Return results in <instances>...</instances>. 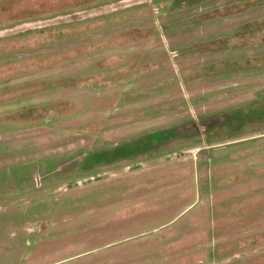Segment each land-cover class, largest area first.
I'll use <instances>...</instances> for the list:
<instances>
[{
  "label": "rangeland",
  "instance_id": "obj_1",
  "mask_svg": "<svg viewBox=\"0 0 264 264\" xmlns=\"http://www.w3.org/2000/svg\"><path fill=\"white\" fill-rule=\"evenodd\" d=\"M263 5L0 4V264H264Z\"/></svg>",
  "mask_w": 264,
  "mask_h": 264
},
{
  "label": "trees",
  "instance_id": "obj_2",
  "mask_svg": "<svg viewBox=\"0 0 264 264\" xmlns=\"http://www.w3.org/2000/svg\"><path fill=\"white\" fill-rule=\"evenodd\" d=\"M15 2H18V0H11V1L10 0H5V1L1 2L0 4H7V3L15 4ZM263 7H264V5H263ZM57 10L59 11L58 8H55L53 10L51 8L40 9V11L39 10L38 11L26 10L25 12H22L20 14L17 13L15 15H13V12H16V7H12V8L7 9V10L3 9L2 7H0V14L8 12L9 13L8 15H10L9 18H5L4 16H0V26H3V24L5 22H7V21H18V20L24 19V18L25 19H30V18L36 19V17L44 16L46 14L53 13V12H55ZM11 14H12V16H11ZM68 36H70V35H64L63 36L61 33H59V35L55 36V38L59 39V40L55 39L56 42H57L55 44H60L65 39L70 38Z\"/></svg>",
  "mask_w": 264,
  "mask_h": 264
}]
</instances>
